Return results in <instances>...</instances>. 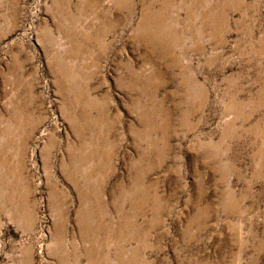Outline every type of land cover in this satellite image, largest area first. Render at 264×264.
<instances>
[{"label": "rangeland", "instance_id": "1", "mask_svg": "<svg viewBox=\"0 0 264 264\" xmlns=\"http://www.w3.org/2000/svg\"><path fill=\"white\" fill-rule=\"evenodd\" d=\"M0 264H264V0H0Z\"/></svg>", "mask_w": 264, "mask_h": 264}]
</instances>
